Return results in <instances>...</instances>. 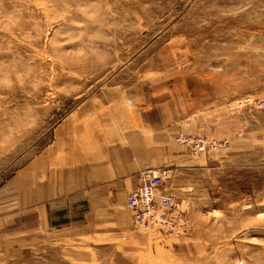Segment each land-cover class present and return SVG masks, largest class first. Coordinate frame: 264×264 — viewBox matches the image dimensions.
I'll return each instance as SVG.
<instances>
[{"label":"rangeland","instance_id":"1","mask_svg":"<svg viewBox=\"0 0 264 264\" xmlns=\"http://www.w3.org/2000/svg\"><path fill=\"white\" fill-rule=\"evenodd\" d=\"M153 92L186 116L167 220L93 204L84 236L34 228L29 205L22 233L8 197L0 264H264V106L240 103L264 100V0H0V193L82 106L148 108ZM185 134L220 144L193 153Z\"/></svg>","mask_w":264,"mask_h":264},{"label":"crops","instance_id":"2","mask_svg":"<svg viewBox=\"0 0 264 264\" xmlns=\"http://www.w3.org/2000/svg\"><path fill=\"white\" fill-rule=\"evenodd\" d=\"M124 97L131 105L132 98ZM124 97L108 98L106 104L91 108L82 106L72 119L55 128L43 150L22 164L20 174L0 193V248L5 252H11L6 244L12 242L14 211L8 209L12 200L8 204L3 199L16 197L13 202L18 205L15 213L22 233L30 229L28 206L35 205L34 228L48 224L63 233L86 236L92 230L93 204L106 212L111 204L126 206V196L136 187L143 166H167L186 155L187 146L174 142L186 116H174L172 93L157 96L153 92L148 108L121 107ZM161 189L172 191L167 181ZM127 210L134 221V213Z\"/></svg>","mask_w":264,"mask_h":264},{"label":"built area","instance_id":"3","mask_svg":"<svg viewBox=\"0 0 264 264\" xmlns=\"http://www.w3.org/2000/svg\"><path fill=\"white\" fill-rule=\"evenodd\" d=\"M240 103L263 107L264 100L244 96ZM182 142L190 144L193 153H201L216 148L220 142L203 135L185 134ZM171 175L169 166H143L138 174V183L126 196V206L134 213V221L144 227L157 226L167 220L174 203V195L161 189Z\"/></svg>","mask_w":264,"mask_h":264}]
</instances>
